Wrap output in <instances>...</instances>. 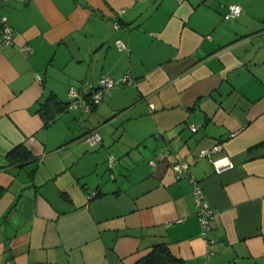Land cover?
<instances>
[{
	"label": "crops",
	"instance_id": "1",
	"mask_svg": "<svg viewBox=\"0 0 264 264\" xmlns=\"http://www.w3.org/2000/svg\"><path fill=\"white\" fill-rule=\"evenodd\" d=\"M0 15V264H133L155 243L185 264H264V0H5ZM126 74L90 112L65 108ZM177 161L215 211L207 237Z\"/></svg>",
	"mask_w": 264,
	"mask_h": 264
},
{
	"label": "built area",
	"instance_id": "2",
	"mask_svg": "<svg viewBox=\"0 0 264 264\" xmlns=\"http://www.w3.org/2000/svg\"><path fill=\"white\" fill-rule=\"evenodd\" d=\"M5 0H0L2 3ZM242 12V6L239 3H230L227 5V17H237ZM118 25V24H116ZM13 30L10 24L8 23V19L5 15H0V51L5 47L13 43ZM119 47H124V44L118 39L115 41ZM20 50L23 54H26L31 51V47L29 45H24L20 47ZM131 81V77L129 74L124 75L123 77L114 80L110 77H101L97 81V85L89 86V90L85 95H80L76 90L70 89L68 93L67 100V108L68 109H83L86 112H90L92 107L97 104L102 95L108 90L112 89L118 83H127ZM197 127L195 125H190V130L195 131ZM83 141L89 143L90 145L98 144L101 141V135L98 132V129H92L87 131L82 136ZM217 146L212 147L209 150H203L199 153V157L207 156L211 151H214ZM165 156V153H160L157 157L158 160L162 159ZM157 160H150V164L156 163ZM108 166L111 167L115 163V158L113 155H110L108 158ZM215 172L219 173L224 170H227L233 167V162L228 158L224 157L221 159L212 161ZM174 170L176 178L181 177H189L191 182L193 183V198L194 202L197 206V217L200 226V232L203 237H207V233L215 227L216 218L215 211L209 205L208 201L205 198L204 191L202 187L198 184V182L193 178L190 173L189 163L185 161H177L174 163ZM95 194L92 191L89 194V198ZM213 239H208L206 241L207 250L210 251V246L213 243Z\"/></svg>",
	"mask_w": 264,
	"mask_h": 264
},
{
	"label": "trees",
	"instance_id": "3",
	"mask_svg": "<svg viewBox=\"0 0 264 264\" xmlns=\"http://www.w3.org/2000/svg\"><path fill=\"white\" fill-rule=\"evenodd\" d=\"M66 104H67V101L65 103V108L67 109ZM45 106L46 104L42 106L41 109H43ZM20 147L21 146H17V149H22L20 150L22 151V154L19 156L20 158L18 160H25L30 156L29 152L25 150L24 148H20ZM4 192H5V188L0 185V198ZM94 192H95L94 195H96L97 194L96 191ZM133 264H185V262L182 259L174 256L169 251L166 244L155 243L152 245L150 251L147 254H145L143 257H141L139 260H137Z\"/></svg>",
	"mask_w": 264,
	"mask_h": 264
},
{
	"label": "rangeland",
	"instance_id": "4",
	"mask_svg": "<svg viewBox=\"0 0 264 264\" xmlns=\"http://www.w3.org/2000/svg\"><path fill=\"white\" fill-rule=\"evenodd\" d=\"M235 3H238V2H235ZM240 4V3H239ZM241 5V4H240Z\"/></svg>",
	"mask_w": 264,
	"mask_h": 264
}]
</instances>
